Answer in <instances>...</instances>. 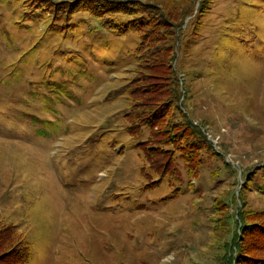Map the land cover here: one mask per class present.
Wrapping results in <instances>:
<instances>
[{
    "label": "rangeland",
    "instance_id": "obj_1",
    "mask_svg": "<svg viewBox=\"0 0 264 264\" xmlns=\"http://www.w3.org/2000/svg\"><path fill=\"white\" fill-rule=\"evenodd\" d=\"M109 3L0 0V224L29 264H232L228 216L264 225V0H211L195 37L175 34L179 102L212 152L189 187L143 193L119 95L134 38Z\"/></svg>",
    "mask_w": 264,
    "mask_h": 264
},
{
    "label": "trees",
    "instance_id": "obj_2",
    "mask_svg": "<svg viewBox=\"0 0 264 264\" xmlns=\"http://www.w3.org/2000/svg\"><path fill=\"white\" fill-rule=\"evenodd\" d=\"M86 1L109 3L106 0ZM166 1V5L164 0L109 3L115 13L126 14L129 18L120 25L112 23L113 26L108 28L118 34L116 36L133 34L130 36L134 38V49L126 54V60L121 61L125 67L122 72L124 83L119 95L127 103L121 113L126 125L124 131L141 153L140 166L136 167L143 179L138 185L140 193L157 191L163 187L170 189L172 183L182 186L184 178L189 187L188 182L196 177L202 166L200 151L206 149L212 152L211 141L206 139L199 125L194 124L182 109L183 104L179 100L185 99V89L178 87L176 73L171 67L175 57L172 42L174 40L175 43L180 36L184 20L191 22L190 35L195 37L203 26L201 19L211 0ZM178 189L175 188L173 194ZM231 198L234 199V196ZM239 198V204H244L242 187ZM221 202L227 205L226 199ZM243 213L238 208L235 216H228L236 231H233L227 242L231 245L227 246V261L242 264L248 259V264H264L263 256L250 255L248 244V240H254L252 233L255 231L264 236V225L248 224ZM29 243L22 240L15 225L0 224V264H29Z\"/></svg>",
    "mask_w": 264,
    "mask_h": 264
}]
</instances>
